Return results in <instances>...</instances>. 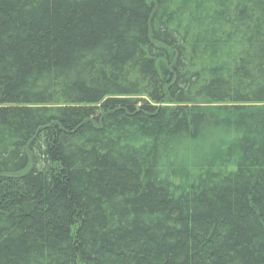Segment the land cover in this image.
Returning a JSON list of instances; mask_svg holds the SVG:
<instances>
[{
	"label": "trees",
	"instance_id": "1",
	"mask_svg": "<svg viewBox=\"0 0 264 264\" xmlns=\"http://www.w3.org/2000/svg\"><path fill=\"white\" fill-rule=\"evenodd\" d=\"M0 173V264H264V0H0Z\"/></svg>",
	"mask_w": 264,
	"mask_h": 264
},
{
	"label": "water",
	"instance_id": "2",
	"mask_svg": "<svg viewBox=\"0 0 264 264\" xmlns=\"http://www.w3.org/2000/svg\"><path fill=\"white\" fill-rule=\"evenodd\" d=\"M156 9V6L154 7L153 11ZM148 31L150 32V24H149V27H148ZM26 153L29 157V161H28V164L27 166L25 167V169H23L21 172L13 175L14 177H20V176H23L24 174H26L32 167V156L31 154L28 152V150H26ZM0 176H7V173H0Z\"/></svg>",
	"mask_w": 264,
	"mask_h": 264
}]
</instances>
